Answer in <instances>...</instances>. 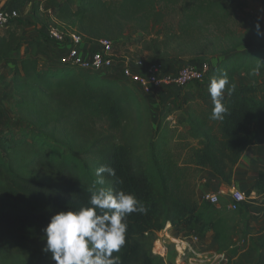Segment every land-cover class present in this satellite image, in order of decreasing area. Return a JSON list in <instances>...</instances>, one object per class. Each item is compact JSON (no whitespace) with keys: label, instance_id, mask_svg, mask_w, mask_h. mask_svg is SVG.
Instances as JSON below:
<instances>
[{"label":"trees","instance_id":"trees-1","mask_svg":"<svg viewBox=\"0 0 264 264\" xmlns=\"http://www.w3.org/2000/svg\"><path fill=\"white\" fill-rule=\"evenodd\" d=\"M69 1L76 2L74 9ZM69 1L52 5L56 24L76 22L72 30L86 42L113 43L123 40L119 20L137 21L154 0ZM246 5V0L210 1L197 11L182 12L175 25L166 13L154 11L147 23L152 30L161 28L156 38L137 40L143 52L155 57L181 60L191 54L186 65H199L208 50L201 45L204 26L235 12L242 15V33L219 30L222 47L213 53L219 62L204 80L227 73L235 85L231 95L225 88L228 111L218 120L210 118L212 103L188 111L186 130L179 135L185 157L181 164L169 150L170 131L153 128L149 105L136 89L117 83L113 73L41 62L36 52L21 53L15 34L0 36V68L12 66L20 99L15 107L18 133L0 130V264H51L41 253L43 227L55 212L88 203L101 165L115 170V176L105 174L109 186L134 194L146 209L127 217L126 243L114 255L121 264H164L153 254L155 235L199 211L187 173L209 171L231 186L233 169L246 149L264 144V67L259 75L250 74L259 62L264 64V28L245 11ZM248 36L257 39L251 50L244 48ZM114 60V71H120L122 63ZM238 76L248 83L237 81ZM252 190L264 191V173ZM208 225L218 248L226 250L215 222Z\"/></svg>","mask_w":264,"mask_h":264},{"label":"rangeland","instance_id":"rangeland-1","mask_svg":"<svg viewBox=\"0 0 264 264\" xmlns=\"http://www.w3.org/2000/svg\"><path fill=\"white\" fill-rule=\"evenodd\" d=\"M210 1L214 0H154L144 8L141 17L137 21L119 20L117 28L123 31V40L113 42L114 59L121 63L127 60L130 62L159 63L167 70L185 66L187 61L192 59L191 54L182 56L181 60L179 58L160 59L153 54L145 56V52L141 50L137 40L156 38L157 33L160 31L161 28L152 30L151 25L147 23L152 12L161 11L166 13L168 15L167 21H172L175 25L182 12L186 13V10L197 11L200 4H206ZM0 2H6L9 5L8 7L16 9L19 13V18L8 28L2 29L0 36L11 33L16 34L21 51L36 52L38 57L41 58V62L57 63L58 58L53 56L55 45L48 40L46 31L51 27L60 31H74L72 29L77 27L76 22L72 25L67 23L56 24L50 15L51 7L55 3L54 0H0ZM69 2L72 9H74L76 2ZM246 2L245 11L258 17L264 28V0H246ZM116 18L120 19L119 16H116ZM241 24L242 15L239 12H235L224 21H212L206 24L204 29L207 32L202 33L204 39L201 41V45L207 47L208 50L207 54L205 53L203 58L198 60L200 64L209 63L212 67L217 65L219 62L218 55L213 53L222 47V41L218 39L219 30L228 28L242 33L244 29ZM144 27L146 30H143ZM256 41V37L248 36L244 48L246 50L255 48ZM12 70L11 67L9 69L0 68V130L18 133L19 122L15 107L20 103V99L18 98L17 89L13 85ZM241 79L242 77H237V81ZM125 83L133 86L128 81H125ZM207 89L208 81L182 89L164 88L155 91L151 96L143 95L136 89L141 99L146 102L149 100L147 103L152 114L153 128L156 129L159 126L161 129L167 128L170 131L172 139L169 150L174 155V159L178 161V164L185 160L182 144L179 141V135L185 131L184 118L187 113L184 112L187 109L198 112L204 107V104L210 102L211 98ZM187 176L190 186L194 188L199 211L188 222L173 227L168 225L158 232L155 235L153 254L158 258H162V255L164 264H187L189 257L194 259L196 257L190 254L180 257L176 246L181 247L179 242L184 241L193 243L192 245L197 253L210 254L213 258L223 255L222 259L217 260L219 264H264V238L261 240L250 234L253 230L254 232L264 233V227H257L261 222V211H257V208L263 207L264 209V191L255 195L244 192L245 202L240 205L237 211L233 212L227 209L229 197L221 198L218 206L202 201L203 194L217 191L208 190L207 188L202 190L200 187L202 173L190 171ZM205 179L210 181L208 178ZM244 215L247 217V222H245ZM211 221L215 222L222 243L228 244L226 250H220L214 242L213 230L208 225Z\"/></svg>","mask_w":264,"mask_h":264},{"label":"clouds","instance_id":"clouds-1","mask_svg":"<svg viewBox=\"0 0 264 264\" xmlns=\"http://www.w3.org/2000/svg\"><path fill=\"white\" fill-rule=\"evenodd\" d=\"M259 24L256 29L259 33ZM258 66L250 73L259 75ZM228 94L235 91L226 72L213 76L208 83L212 101L210 118L223 119L228 111L223 103L225 88ZM105 174L115 176L107 165L95 171V180L86 205L78 209L57 211L49 217L42 229V254L50 257L51 264H121L119 253L126 243L127 217L146 211L134 194L117 190L108 185Z\"/></svg>","mask_w":264,"mask_h":264},{"label":"built area","instance_id":"built-area-1","mask_svg":"<svg viewBox=\"0 0 264 264\" xmlns=\"http://www.w3.org/2000/svg\"><path fill=\"white\" fill-rule=\"evenodd\" d=\"M19 18L16 9L0 8V31L8 28ZM49 41L54 43L62 53L58 57V62L62 66L76 67L81 71L102 74L113 73L117 63L113 57L114 44L108 40H98L91 42L96 49L84 51L82 48L85 39L73 31H60L51 27L46 31ZM132 65V67H131ZM209 63L199 65H185L180 67L176 72L167 70L159 63H143L142 61L122 62L120 72L126 81L130 82L141 94L151 96L155 91L161 89H182L190 84L203 83L207 73L211 69ZM229 197L227 209L237 211L245 200V193L235 187L229 189H219L215 193L202 195V201L213 206H218L221 198ZM168 226V225H167ZM176 250L180 257L190 254L196 258H188L187 264H219L217 260L223 258L212 257L210 254L197 253L194 250L193 243L179 242ZM165 251V250H164ZM163 258V256L161 255Z\"/></svg>","mask_w":264,"mask_h":264},{"label":"crops","instance_id":"crops-1","mask_svg":"<svg viewBox=\"0 0 264 264\" xmlns=\"http://www.w3.org/2000/svg\"><path fill=\"white\" fill-rule=\"evenodd\" d=\"M54 1L60 2L64 0H54ZM8 6L9 5L6 2L5 3L0 2V8L14 9ZM82 48L84 51H90V50L96 49V47H94L92 43H88L86 41L83 43ZM54 49L55 50H54L53 56L54 57L56 56V58H58L59 55L62 53V51L56 45L54 46ZM21 53H23V50L21 51ZM150 54L151 53H148V52L144 53L145 56L147 55L150 56ZM10 67L12 68L11 65L5 66L6 69H9ZM179 68L180 67L172 68V70H169V71L176 72ZM113 79L120 85H124V84L126 85L125 83L126 80L123 79L120 71H117L115 73ZM242 81L245 84L248 83L247 80L244 78H242ZM131 87L136 89L134 86H131ZM145 99L148 100L147 98ZM224 99H225V94H224ZM147 102H149V100ZM210 103H212V101L204 104L203 106H206ZM188 111L189 109H187L184 113H188ZM184 128L186 130V126H184ZM259 173H264V144L250 146L246 149V151L243 153L242 157L240 158L238 164L233 169L231 186L222 184L220 180L217 177H215L211 172L203 171L202 180L200 181L201 182L200 187L202 188V190L204 189L206 190V188L208 190H219V189H229L231 187H235L239 191H242V192L250 191L251 195H255L256 192L252 190V187L256 184ZM205 178L210 179V181L206 180ZM251 209H255V208H251ZM257 211H261V217H260L261 222L257 225V227L258 226L264 227V209L263 207H259L257 208ZM250 234L251 236H255L256 238L261 239V240L264 238L263 232H254L253 230L252 233Z\"/></svg>","mask_w":264,"mask_h":264},{"label":"water","instance_id":"water-1","mask_svg":"<svg viewBox=\"0 0 264 264\" xmlns=\"http://www.w3.org/2000/svg\"><path fill=\"white\" fill-rule=\"evenodd\" d=\"M131 67H132V65H131Z\"/></svg>","mask_w":264,"mask_h":264}]
</instances>
